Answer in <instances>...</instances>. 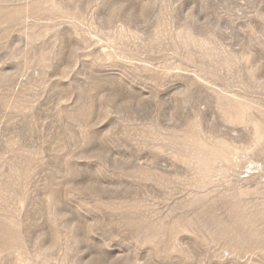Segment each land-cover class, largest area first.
<instances>
[{
    "label": "rangeland",
    "instance_id": "374dc122",
    "mask_svg": "<svg viewBox=\"0 0 264 264\" xmlns=\"http://www.w3.org/2000/svg\"><path fill=\"white\" fill-rule=\"evenodd\" d=\"M0 264H264V0H0Z\"/></svg>",
    "mask_w": 264,
    "mask_h": 264
}]
</instances>
